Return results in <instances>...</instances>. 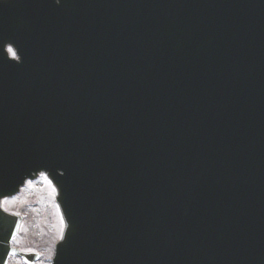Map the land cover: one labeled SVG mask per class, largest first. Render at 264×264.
<instances>
[{
	"label": "water",
	"instance_id": "obj_1",
	"mask_svg": "<svg viewBox=\"0 0 264 264\" xmlns=\"http://www.w3.org/2000/svg\"><path fill=\"white\" fill-rule=\"evenodd\" d=\"M39 171L52 264H264V0H0V199Z\"/></svg>",
	"mask_w": 264,
	"mask_h": 264
},
{
	"label": "rangeland",
	"instance_id": "obj_2",
	"mask_svg": "<svg viewBox=\"0 0 264 264\" xmlns=\"http://www.w3.org/2000/svg\"><path fill=\"white\" fill-rule=\"evenodd\" d=\"M39 188H42V190L40 191ZM45 189L47 190V196H46ZM32 190H34V191H32ZM28 195H31V197H34V200L37 201V203L39 205H37V206L36 205H33V206L27 205V207H24V209L29 212L30 220L34 219V223L38 224L40 228H38L34 234L25 229L27 235L33 241H35V240L40 241V238L39 239L36 238L38 233H39L38 232L39 230H41V235H43V233L44 234L49 233V235L52 238H56V237L60 236L61 224H60L59 216L55 215L57 213L56 212L57 208H56L55 203H54V194H53L52 187L50 185L46 186V182H44V179L41 177L34 184H31L27 189H25L23 191V194L17 200L21 201L22 200L21 198H24L25 196H28ZM46 197H47V199H46ZM48 202H49V204H48L49 210L52 211L54 214V215H50L51 219H52V223L50 220L48 221V219H46L47 214L45 212L44 206H45V203H48ZM40 206H41V208H40ZM43 211H44V214H43ZM45 220H46L47 224H45ZM31 224L33 225L32 222H31ZM23 240L24 239H19V243L24 244ZM50 240H51V238L49 239V242H50ZM49 245H50V243H49ZM48 248H49V246H48ZM12 263H13V261L10 264H12Z\"/></svg>",
	"mask_w": 264,
	"mask_h": 264
},
{
	"label": "flooded vegetation",
	"instance_id": "obj_3",
	"mask_svg": "<svg viewBox=\"0 0 264 264\" xmlns=\"http://www.w3.org/2000/svg\"><path fill=\"white\" fill-rule=\"evenodd\" d=\"M27 249L28 250H33L34 249V245H39L42 249L46 247V243L44 241H42L40 244L34 242L31 239H27Z\"/></svg>",
	"mask_w": 264,
	"mask_h": 264
}]
</instances>
